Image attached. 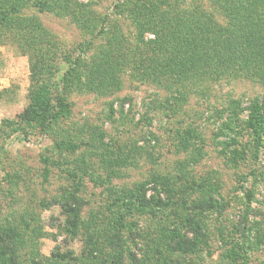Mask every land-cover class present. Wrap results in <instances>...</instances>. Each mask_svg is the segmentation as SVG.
Instances as JSON below:
<instances>
[{
    "label": "rangeland",
    "instance_id": "rangeland-1",
    "mask_svg": "<svg viewBox=\"0 0 264 264\" xmlns=\"http://www.w3.org/2000/svg\"><path fill=\"white\" fill-rule=\"evenodd\" d=\"M38 1L12 16L29 22L21 33L0 21V248L14 257L6 262L264 264V131L251 118L264 108V57L236 53L219 79L209 70L192 81L187 67L164 82L135 72L140 5L156 2L169 21L211 12L226 37L234 18L225 0ZM36 53L57 67L41 109L57 110L61 96L70 108L45 129L19 116L33 105ZM186 129L189 148L177 141ZM156 174L174 185L170 201L148 183ZM144 182L146 197L168 204L129 209L127 191ZM196 201L213 203L202 213L205 240L173 250L169 229ZM232 247L242 255L229 256Z\"/></svg>",
    "mask_w": 264,
    "mask_h": 264
},
{
    "label": "trees",
    "instance_id": "trees-1",
    "mask_svg": "<svg viewBox=\"0 0 264 264\" xmlns=\"http://www.w3.org/2000/svg\"><path fill=\"white\" fill-rule=\"evenodd\" d=\"M29 0H0V21H4V29L12 31L15 35L24 31L29 27V22L20 23V20L12 17L23 4ZM54 5L56 0H39V5ZM67 6L69 0H64ZM217 3L219 0H213ZM224 4L229 5L234 18L233 28L227 32L226 37H221L219 24H217L213 13L187 12L181 15L177 21L176 17L169 20H162L163 15L157 8L156 2L148 4L143 3L139 6L137 37L134 46V54L136 61V75L140 80H152L161 82L168 80L170 77L177 76L179 69L187 67V79L195 81V79L203 74L208 73L213 78L219 79L222 75V69L231 66L237 62L236 53L247 54L245 56H253L256 58L264 57V0H225ZM236 32V33H235ZM154 36L148 38V34ZM240 37L239 40H234V36ZM239 44V45H238ZM32 59V83L30 88L32 106L29 110H25V114L19 115L28 123L34 122L42 128H47L51 121L70 113L68 103L61 96L58 100V108H53L46 113L41 109L46 104L50 103L52 79L55 75L57 67L52 63H47V58L37 57ZM69 57V56H68ZM247 58V57H246ZM71 60L70 58H68ZM248 59V58H247ZM79 58L68 69L64 76V82L67 84L72 76L75 66L79 63ZM231 64V65H230ZM207 68V69H206ZM179 75V74H178ZM206 76V75H204ZM264 108L260 107L255 111L251 118H254L252 125L258 130V136L264 131ZM49 114V115H47ZM235 128V127H234ZM193 131L186 129L178 134V143L183 148H189L193 143ZM260 139L258 142H260ZM231 142H229V145ZM238 157L233 156L231 161L236 163ZM149 184H152L153 189L158 193L163 191L167 194V199L170 201L173 194L176 192L174 185L169 184L162 174L154 175ZM147 183L144 182L135 190H128L124 200L125 205L131 209L137 201L139 210H149L161 208L163 204H168L160 196H147ZM251 199L252 191L247 192ZM213 206L211 201L203 202L196 201L190 212L182 213L179 216L176 227L169 229L171 239L174 240L173 250L181 252H190L195 250L206 237V229L202 224V216L205 205ZM161 206V207H160ZM72 209H75L73 206ZM79 207L76 208V210ZM75 214H78L76 211ZM185 227V230L180 226ZM123 226H126L125 224ZM190 233V234H189ZM229 251V256H241L239 247H232ZM6 251L0 248V261H12L14 257L4 258L2 254ZM122 260V258L120 257ZM118 263V260H117ZM9 264V263H4ZM19 264V263H18ZM161 264H169L168 259H163Z\"/></svg>",
    "mask_w": 264,
    "mask_h": 264
}]
</instances>
